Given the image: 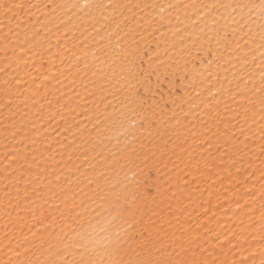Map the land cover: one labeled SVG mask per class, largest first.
<instances>
[{"label": "snow or ice", "instance_id": "6c2138e0", "mask_svg": "<svg viewBox=\"0 0 264 264\" xmlns=\"http://www.w3.org/2000/svg\"><path fill=\"white\" fill-rule=\"evenodd\" d=\"M0 264H264V0H0Z\"/></svg>", "mask_w": 264, "mask_h": 264}]
</instances>
